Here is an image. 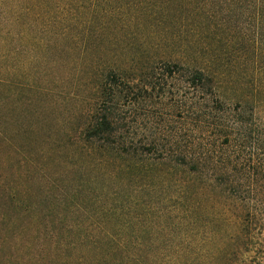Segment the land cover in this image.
<instances>
[{
	"label": "trees",
	"instance_id": "trees-1",
	"mask_svg": "<svg viewBox=\"0 0 264 264\" xmlns=\"http://www.w3.org/2000/svg\"><path fill=\"white\" fill-rule=\"evenodd\" d=\"M15 29L23 31L18 37L34 70L23 76L24 90L15 86L17 95L54 97L58 116L62 107L74 121L61 129L64 145L49 148L54 157L38 150L36 169L43 178L53 167L58 179L48 175L49 187L64 192L56 162L66 164L95 204L109 195L111 209L87 222L2 223L8 234L0 235V264H197L190 244L150 232L177 210L264 253V155L252 144L264 143V134L253 128L256 104L243 106L241 96L226 104L216 82L226 71L240 78L264 66V0H0V41ZM60 68L67 74L53 78L54 89L42 83ZM41 112L50 119L47 108ZM75 193L71 209L81 206Z\"/></svg>",
	"mask_w": 264,
	"mask_h": 264
},
{
	"label": "rangeland",
	"instance_id": "rangeland-1",
	"mask_svg": "<svg viewBox=\"0 0 264 264\" xmlns=\"http://www.w3.org/2000/svg\"><path fill=\"white\" fill-rule=\"evenodd\" d=\"M226 15H220L219 17H225ZM235 17L233 21L243 26L247 25L253 30V26L249 24L251 21H244ZM22 32V30L15 29L13 36L5 38L8 40L3 39L0 41V55L4 50H9L10 52L15 50L22 51L15 58L13 56L14 53L5 58L0 57V225L5 222L13 223L19 221L36 224L48 221L55 223L59 221L75 222L76 220L87 222L89 218L91 220L104 219V212L111 209L109 195H99L98 204H95L94 198L90 195L92 191H88L82 184H79V181L75 180V170L68 172L66 164L61 165L58 161L56 162V172L63 174L59 181L64 188V192L51 188V186L49 187L50 181L48 177L54 176L57 178L54 175L55 171L50 169L53 167L50 166L49 171L43 173V178L39 174L41 172L36 169L37 157L35 154L38 150L43 153L44 150L48 151L53 145L63 146V141L62 144L60 141L63 136L61 129L65 126L70 127V123H74V121L67 119V112L63 111L61 106L59 107H61L62 111L59 112L60 115L58 116L54 111L53 103L60 104L54 97L38 98L31 92L28 93L26 91L17 95L18 90L15 88L17 86V88H21L27 83V79L23 76L26 74L33 76L34 74L33 68L28 65L24 52L26 48H23V45H26L18 37V34ZM29 50L35 49L30 46V48H27V53ZM36 51L37 54H41L39 49H36ZM59 55L54 50L49 54L53 59L58 58ZM48 60L50 61V59ZM237 61L239 62L235 68H239L237 66L242 65L240 62H247L249 59H237ZM263 61L264 57L261 58V62ZM263 67L261 65L260 69L255 72L251 68L244 70L245 72L240 74V78L237 77V73H231V70L229 72L226 71L225 79L220 75V70L222 71L220 66L214 65L211 67L215 74L218 72L221 76L216 79V82L219 95L226 104L235 105L239 96L243 97L244 103L242 105H247L248 108L251 107L253 101L255 102L254 125L256 128L254 126L253 128L255 132L259 133L258 136L264 134ZM46 68L50 70L48 64ZM242 68H244V65ZM242 68H240V71ZM65 74H67L65 69L60 68L53 70L52 73L50 72L46 76V81L45 77H43V82L40 79L39 81L46 84L48 88L53 87L54 89V85H52L53 78H63ZM229 74L236 76L237 78L233 77L231 80H239V84L231 80L227 81L229 77L226 78V76H229ZM56 86L55 90H67V85L56 84ZM35 107L38 108L40 113L32 115L30 108ZM42 108H47L50 113L49 120L43 121ZM75 108L74 106L71 110L74 112ZM48 135L51 136V139L44 140ZM252 144L257 148L256 153L259 157L264 155V143L262 140L256 142L255 145L253 140ZM48 152L51 158L56 154L54 151ZM40 162L43 164L41 159H39ZM168 167L169 164H164L160 169L166 170ZM77 184L81 185V187ZM96 185L99 186L100 183H96ZM120 189H122L120 196H126L127 189ZM73 191L77 192L75 194L80 192L81 195H79L82 199H80L81 206L79 208L74 207L71 209L68 203L72 199ZM158 206L165 209L168 208L167 204L164 203L158 204ZM84 210L89 211L90 215H83ZM199 210L205 214L204 210ZM182 216L181 212L177 210L169 216L155 220V225L150 231L151 234L166 237L173 236L175 239L184 240L190 244V250L196 255L195 257H197L196 260L199 264H264V253L257 252L254 247L247 250L240 244L237 245L235 242H231L228 239L229 234L209 226L206 224V219H197V217H192V215H186L191 217L183 219ZM209 223L212 224V222ZM220 223L221 221L218 224ZM159 226L162 227L159 229ZM6 234L8 232H0V235Z\"/></svg>",
	"mask_w": 264,
	"mask_h": 264
}]
</instances>
